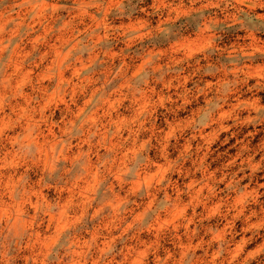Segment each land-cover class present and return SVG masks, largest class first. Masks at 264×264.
<instances>
[{"label":"rangeland","instance_id":"rangeland-1","mask_svg":"<svg viewBox=\"0 0 264 264\" xmlns=\"http://www.w3.org/2000/svg\"><path fill=\"white\" fill-rule=\"evenodd\" d=\"M0 264H264V0H0Z\"/></svg>","mask_w":264,"mask_h":264}]
</instances>
